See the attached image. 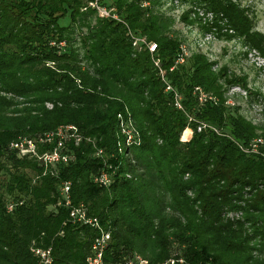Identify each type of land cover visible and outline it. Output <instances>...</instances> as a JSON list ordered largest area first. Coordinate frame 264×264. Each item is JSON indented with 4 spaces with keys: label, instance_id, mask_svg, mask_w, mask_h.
I'll use <instances>...</instances> for the list:
<instances>
[{
    "label": "trees",
    "instance_id": "1",
    "mask_svg": "<svg viewBox=\"0 0 264 264\" xmlns=\"http://www.w3.org/2000/svg\"><path fill=\"white\" fill-rule=\"evenodd\" d=\"M89 1L0 0V264H38L30 247L48 249L49 264H86L97 234L69 221L71 206L109 234L104 264H136L134 257L264 264V106L254 124L224 96L230 86L247 90L245 77L213 70L215 62L194 51L174 64L183 47L173 29L175 0H100L123 23L97 18ZM191 1L213 15L215 37L241 38L264 57V34L252 30L246 8L235 0ZM187 12L176 17L184 26L195 22ZM218 14L232 34L219 31ZM126 30L154 52L131 48ZM150 55L178 93L180 111ZM194 86L215 103L196 102ZM126 119L137 145L122 144ZM198 123L211 128L196 131ZM67 125L72 136L67 130L45 141ZM25 138L37 155L58 143L70 158L43 165L8 149ZM253 139L261 143L251 151ZM99 171L109 178L104 187L92 181Z\"/></svg>",
    "mask_w": 264,
    "mask_h": 264
},
{
    "label": "rangeland",
    "instance_id": "2",
    "mask_svg": "<svg viewBox=\"0 0 264 264\" xmlns=\"http://www.w3.org/2000/svg\"><path fill=\"white\" fill-rule=\"evenodd\" d=\"M189 0H185L186 4H173L175 9L171 11V16L175 19L173 29L180 33L182 46L185 48V56L189 52L194 51L205 55L210 61L215 64L212 69H217L222 66L225 71L231 75L243 76L247 90L241 89L239 86H230L225 92V101L229 105H238V112L245 119L255 123L261 122L260 110L264 106V57H259L249 45L247 46L241 38L233 36L229 39L217 38L214 28L209 27L214 22V17L207 11L203 10L198 5L192 3L187 4ZM243 8H246L251 18L252 30L259 34H264V0H235ZM172 4V3H171ZM169 6L166 4L165 7ZM187 18L193 19L195 22L190 26H184L178 21L177 15L183 11H187ZM208 14L211 19L208 20L205 14ZM218 19L216 24L220 25L219 31L222 33L232 34V31L227 29L224 18ZM198 26H207L208 31L202 33L198 30ZM251 91L250 93H247ZM190 134L186 131V135ZM188 135L186 136L187 139ZM184 139V138H183ZM229 219H237L238 213H226Z\"/></svg>",
    "mask_w": 264,
    "mask_h": 264
},
{
    "label": "built area",
    "instance_id": "3",
    "mask_svg": "<svg viewBox=\"0 0 264 264\" xmlns=\"http://www.w3.org/2000/svg\"><path fill=\"white\" fill-rule=\"evenodd\" d=\"M100 0H90L87 4L86 7L94 9V14L97 18L99 19H105L107 18L108 20L114 21L116 23H123L120 18L117 17V15L114 13L113 8H108L104 7L99 4ZM176 0L172 1V4H176ZM209 14V13H208ZM207 13L205 14V18L202 20L204 21L206 18L208 20L211 19V17ZM126 35L129 37L130 41V46L131 48H137L138 50L142 47L147 49L149 53L154 52V45L151 44V42H144L143 38H137L136 36H133L132 34L129 33V31L126 30ZM181 51L175 58L174 64L177 65L178 63L183 62V57H185V48L181 47ZM148 53V54H149ZM150 61L153 64V67L157 70V75L159 76L161 83L163 85V90L164 92L167 91L170 93L171 96V101L173 103L174 109L179 110L182 108L181 104L179 103V96L177 95L178 93L172 89L167 82H165L164 77L162 75V72L158 69L159 67V61L152 57L150 55ZM169 68L168 70H170ZM193 94L195 95L196 102L199 104H203L205 101H210L212 103H215V100L213 97L210 96V94H206L203 92L200 88L193 87ZM226 104L228 102L226 101ZM46 106V105H45ZM47 107V106H46ZM190 120V119H189ZM131 121L129 119H126L123 124L120 125V134L124 136V139L122 140L123 146H134L137 145L138 143V133L135 132L133 127L131 126ZM207 128L208 126H205L202 123H198L195 126L196 131H200L199 129ZM211 127H208V129ZM67 130H70L71 133H69L70 136H72L73 128L70 125H67L62 128L55 129L52 134L48 133L45 134L43 137L45 138V141H49L51 139V136L54 134L57 137L61 138L63 132H67ZM214 131V130H213ZM77 140V139H76ZM186 141L187 139H181ZM179 139V141H181ZM32 141H29L28 139H19L18 141L14 142L12 141L11 143L8 144V149L12 150L14 149V152L17 153L18 156H26V154L29 157H35L37 160L41 161L43 165L45 164H51L54 163V161L64 163L69 160V156H67L64 153H61V150H59V144L56 143L53 148H51L50 152L47 153H41L40 155H37L34 150H33V145L31 143ZM261 143L259 139H253L252 144H251V151L255 144ZM97 153H100L99 150L94 155H97ZM93 183L95 184H100V186L104 187L107 185L109 182V178L105 175L103 172H98L96 176L93 178ZM57 192L60 195V199L62 201V205L68 206V193H67V184L66 183H61L59 186H57ZM58 202H56L57 204ZM11 204H7L5 209L7 211H10L11 209ZM84 208L81 206H76L69 208V211L67 212V218L69 221H72L76 224L85 226L88 225V227L93 228L96 231L97 236L94 237V239L91 240L89 244L90 248V253H88L87 257L84 259V263L86 264H104L101 261V252L105 249V244L109 238V234L106 231H103L99 226L97 220L93 217L87 216V214L84 212ZM29 251L33 254V257L36 259V262L38 264H49V250L44 248V249H38V248H32L30 247ZM134 261H136V264H145L141 260H139L137 257H134ZM183 261L182 259L179 258H169L167 261L163 262L162 264H182ZM127 264H130L129 262Z\"/></svg>",
    "mask_w": 264,
    "mask_h": 264
},
{
    "label": "bare ground",
    "instance_id": "4",
    "mask_svg": "<svg viewBox=\"0 0 264 264\" xmlns=\"http://www.w3.org/2000/svg\"><path fill=\"white\" fill-rule=\"evenodd\" d=\"M183 138H184V139L186 138V131L183 132L182 135H181V139H183Z\"/></svg>",
    "mask_w": 264,
    "mask_h": 264
},
{
    "label": "crops",
    "instance_id": "5",
    "mask_svg": "<svg viewBox=\"0 0 264 264\" xmlns=\"http://www.w3.org/2000/svg\"><path fill=\"white\" fill-rule=\"evenodd\" d=\"M184 131H188L187 129H184ZM190 132V131H189ZM190 134H188V136H189ZM188 138V137H187Z\"/></svg>",
    "mask_w": 264,
    "mask_h": 264
}]
</instances>
